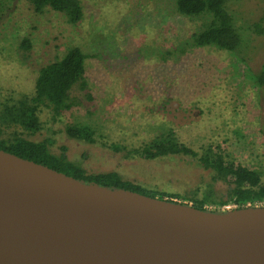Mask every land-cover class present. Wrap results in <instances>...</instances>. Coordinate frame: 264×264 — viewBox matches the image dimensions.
I'll return each instance as SVG.
<instances>
[{"label": "rangeland", "instance_id": "374dc122", "mask_svg": "<svg viewBox=\"0 0 264 264\" xmlns=\"http://www.w3.org/2000/svg\"><path fill=\"white\" fill-rule=\"evenodd\" d=\"M83 16L71 25L62 14L33 11L28 0H0V103L32 95L40 66L78 46L86 55L87 89L73 88L76 104L53 116L40 107L41 130L86 173L116 171L122 179L164 199L191 205L210 192L206 210H232L217 201L227 183L188 156L145 160L129 151L172 129L196 152L207 146L225 160L261 172L264 180V0H227L240 33L234 52L186 47L202 19L177 14L173 0H80ZM28 38L27 51L19 47ZM88 125L93 141L69 137L65 127ZM19 129L5 128L9 138ZM128 152L130 154H128ZM173 195V197H170Z\"/></svg>", "mask_w": 264, "mask_h": 264}, {"label": "water", "instance_id": "95a60500", "mask_svg": "<svg viewBox=\"0 0 264 264\" xmlns=\"http://www.w3.org/2000/svg\"><path fill=\"white\" fill-rule=\"evenodd\" d=\"M0 264H264V205L198 209L0 149Z\"/></svg>", "mask_w": 264, "mask_h": 264}, {"label": "trees", "instance_id": "16d2710c", "mask_svg": "<svg viewBox=\"0 0 264 264\" xmlns=\"http://www.w3.org/2000/svg\"><path fill=\"white\" fill-rule=\"evenodd\" d=\"M28 1L34 12L41 13L49 9L62 14L71 25L77 24L83 16L80 0ZM173 9L179 15L202 19L199 28L189 35L183 46L178 47L180 52L185 50L184 45L190 48L211 46L228 52H234L240 46L241 36L227 8V0H173ZM19 47L24 51L29 50V39L23 38ZM85 58V53L78 46L68 48L62 57L39 67L32 95L22 94L16 99H7L0 103V149L70 175L86 184L124 188L164 199L162 195L157 196L155 191L122 179L116 171L86 173L79 164L68 160L64 152L60 154L51 152L52 142L49 137L34 141L23 135L25 133L30 136L41 130L38 117L40 107L49 108L53 116H57L76 104V100L71 96V90L73 88L87 89L84 77ZM255 80L258 85H263L264 71H260L255 76ZM9 127L19 129L21 133L14 130L11 137H1L3 130ZM65 134L71 138L93 141V130L85 124L67 125ZM129 152L145 160L167 156L195 158L202 168L212 173L211 180L227 183V197L217 201L218 205L227 202L233 203L235 208L264 205V180L261 179L260 171L225 160L221 153L215 152L210 146L198 153L179 142L172 129L154 136L139 148ZM209 196L210 192H206L200 199H194L191 205L206 210L203 207L204 203L213 202ZM167 200L173 201L169 198Z\"/></svg>", "mask_w": 264, "mask_h": 264}]
</instances>
